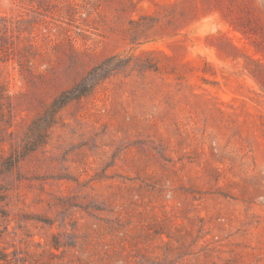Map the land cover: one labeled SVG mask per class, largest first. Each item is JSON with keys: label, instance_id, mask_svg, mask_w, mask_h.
<instances>
[{"label": "rangeland", "instance_id": "1", "mask_svg": "<svg viewBox=\"0 0 264 264\" xmlns=\"http://www.w3.org/2000/svg\"><path fill=\"white\" fill-rule=\"evenodd\" d=\"M0 264H264V0H0Z\"/></svg>", "mask_w": 264, "mask_h": 264}, {"label": "trees", "instance_id": "2", "mask_svg": "<svg viewBox=\"0 0 264 264\" xmlns=\"http://www.w3.org/2000/svg\"><path fill=\"white\" fill-rule=\"evenodd\" d=\"M94 73H95V71L93 70V71L90 73V76H92V75L94 76ZM64 97H65L64 99H67L68 96H67V95H64ZM62 101H63V100H62ZM59 103H61V102H59ZM59 103H55V107H57V105H58Z\"/></svg>", "mask_w": 264, "mask_h": 264}]
</instances>
